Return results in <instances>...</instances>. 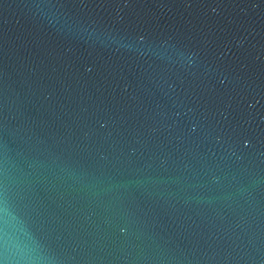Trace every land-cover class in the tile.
I'll list each match as a JSON object with an SVG mask.
<instances>
[{"label":"water","instance_id":"1","mask_svg":"<svg viewBox=\"0 0 264 264\" xmlns=\"http://www.w3.org/2000/svg\"><path fill=\"white\" fill-rule=\"evenodd\" d=\"M0 264H264V0H0Z\"/></svg>","mask_w":264,"mask_h":264}]
</instances>
